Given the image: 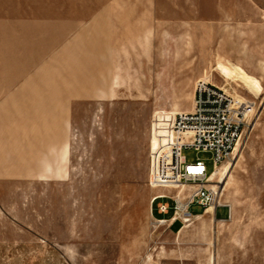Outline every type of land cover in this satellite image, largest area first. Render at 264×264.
Wrapping results in <instances>:
<instances>
[{"label": "rangeland", "instance_id": "obj_1", "mask_svg": "<svg viewBox=\"0 0 264 264\" xmlns=\"http://www.w3.org/2000/svg\"><path fill=\"white\" fill-rule=\"evenodd\" d=\"M76 6H36L50 26L36 25L35 38L92 39L84 43V99L45 169L0 186V264H264V0ZM234 64L260 80L259 94L233 76ZM202 78L247 103L252 127L224 190L231 217L221 219L226 207L217 216L194 203L191 212L205 216L169 227L155 221L152 198L172 191L153 188L151 172L175 143V115L192 108ZM184 155L214 169L209 151Z\"/></svg>", "mask_w": 264, "mask_h": 264}, {"label": "crops", "instance_id": "obj_2", "mask_svg": "<svg viewBox=\"0 0 264 264\" xmlns=\"http://www.w3.org/2000/svg\"><path fill=\"white\" fill-rule=\"evenodd\" d=\"M44 1L0 0V186L33 180L45 169L51 148L59 150L68 138L73 108L84 99V43L92 39L35 38L36 25L50 26L49 14L36 15ZM76 3L70 10L81 9ZM76 22L74 15L70 25ZM226 209L221 219L229 216Z\"/></svg>", "mask_w": 264, "mask_h": 264}, {"label": "built area", "instance_id": "obj_3", "mask_svg": "<svg viewBox=\"0 0 264 264\" xmlns=\"http://www.w3.org/2000/svg\"><path fill=\"white\" fill-rule=\"evenodd\" d=\"M250 111L247 103L237 101L225 87L207 78L197 81L192 108L175 115V143L164 151L151 172L153 188L172 191H160L152 198L157 223L185 225L199 217L190 210L194 203L202 206V213L212 209L216 214L218 208L226 207L231 217V205L223 202L225 189L212 177L226 162L235 159L252 127ZM188 148L211 152L214 169L209 173L207 164L200 159L189 162L184 155ZM155 210L162 217L155 216Z\"/></svg>", "mask_w": 264, "mask_h": 264}, {"label": "bare ground", "instance_id": "obj_4", "mask_svg": "<svg viewBox=\"0 0 264 264\" xmlns=\"http://www.w3.org/2000/svg\"><path fill=\"white\" fill-rule=\"evenodd\" d=\"M234 75L238 76L240 79H242L245 84H247L253 91H255L257 94H259L262 90V84L260 83V80L253 77L251 74L246 72L243 68L239 67L238 65L234 64ZM237 80V79H236ZM235 163L226 162L222 167H220L212 177V180H216L221 183V185L226 188V185L229 182V179L232 175V168ZM214 213L212 209H209L206 213L211 214Z\"/></svg>", "mask_w": 264, "mask_h": 264}]
</instances>
